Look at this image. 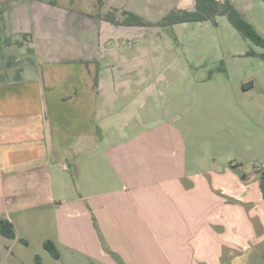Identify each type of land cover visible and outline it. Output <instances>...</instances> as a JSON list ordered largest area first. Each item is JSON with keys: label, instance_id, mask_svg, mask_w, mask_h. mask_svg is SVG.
<instances>
[{"label": "rangeland", "instance_id": "1", "mask_svg": "<svg viewBox=\"0 0 264 264\" xmlns=\"http://www.w3.org/2000/svg\"><path fill=\"white\" fill-rule=\"evenodd\" d=\"M55 1H38L51 11L31 10L24 0L14 9L0 8V23L18 19L34 31L30 37L16 33L12 38L24 40L22 51L31 57L23 63L22 78H39L52 87L47 90L49 118L66 117V125L74 129L95 126L97 141L100 124L110 136L108 145L124 136L133 141L144 132L134 145L158 151L185 148L184 173H198L210 192L205 201L177 203L187 207L182 208L186 215L176 208V216L169 218L166 200H153L154 186L143 190L148 201L138 198L134 188V196L127 198L129 185L124 189L112 177L113 194L104 199L91 228L82 222L78 232L61 235L54 205L10 214L16 237L0 235V264H98L103 254L112 260L104 264H208L212 251L211 260L218 259L214 263L221 264L223 257L229 264L232 255L244 253L247 264H264V60L259 56L264 47L244 38L224 15L167 28L107 25L104 33L102 22L93 20L128 9L156 23L171 10H194V0ZM231 1L264 37V0ZM61 11L72 14L65 19ZM96 60L107 66L97 86L89 72ZM5 63L0 58L5 75L0 81L16 75L13 69L8 74ZM68 95L72 98L66 103ZM81 134L75 132L73 141ZM96 156V166L103 169L99 162L104 154L97 149ZM162 159L158 155L155 161ZM172 159L169 155L170 163ZM132 162L134 157H126L122 165ZM115 168L113 163L111 174ZM73 183L77 194L106 189L100 181L91 188ZM47 240L55 243L59 259L45 248ZM200 245L197 253L207 260H189Z\"/></svg>", "mask_w": 264, "mask_h": 264}, {"label": "crops", "instance_id": "2", "mask_svg": "<svg viewBox=\"0 0 264 264\" xmlns=\"http://www.w3.org/2000/svg\"><path fill=\"white\" fill-rule=\"evenodd\" d=\"M25 2L30 4L28 8L31 10H38L41 7L52 10L49 9L50 5L43 2L24 0ZM18 3L19 0H0V8L14 9ZM30 16L31 19V12ZM38 20L35 19L36 22ZM24 23L26 21L20 23L18 19L10 24L0 23V40L16 33L33 36V29L30 26L28 28L23 26ZM103 66L107 67L106 63H103ZM48 89L52 87L47 88L39 78L0 81V218L12 221L10 216L12 213L54 205L59 217L61 235L64 231L71 230L72 234L78 232V226L82 222H87L91 228L98 210L103 208L104 199L107 195L113 194L110 193L112 177L115 182L122 183L124 189L129 185L130 188L125 190L127 198L133 197L135 190L138 198L148 201L143 190L154 186L157 193L153 200L155 197L166 200L169 218L176 216V208L186 210L185 205L182 208L177 206L179 202L188 201V198L206 200L210 192L208 181L202 179L204 181L202 183L198 173L196 176H187L184 173L188 169V162L184 156L187 152L185 148H170L172 151L160 148L158 151L159 149L154 146L143 148L138 144L134 145L138 140L136 137L139 135L141 139L144 132L137 134L133 141L124 136L116 143L108 145L110 136L104 131L106 128L100 124L98 127L100 140L97 141L95 126L91 130L77 127L74 129L66 125V117H57L55 120L49 118ZM66 97L63 101L70 102L72 96ZM79 130H82L83 134L79 136L78 141H73L71 136ZM149 131L150 128H147V134ZM101 143H105L106 147L102 148ZM97 149L104 154L99 162L103 163V169L96 166L99 159L96 156ZM158 155L166 159L159 163L155 161ZM169 155L173 157L172 163L169 162L171 161ZM130 156L134 157L135 162L122 165L123 159ZM113 163H116L117 167L115 174L110 172ZM193 178L197 181H193ZM73 181H76L80 188L86 184L91 188L96 181H100L106 189L95 194V191L88 192L90 189L88 188V195L84 192L77 194V187ZM119 182L116 183L120 184ZM244 184L249 187L247 181ZM57 194L60 195L59 198ZM98 198L100 205L97 204ZM183 213L186 215L185 211ZM157 216L159 218L160 215ZM186 219L192 227V221ZM186 232L188 233V230ZM168 241L172 242V238H168ZM200 248L201 245L195 248L194 254L193 251L188 254L189 260L192 258L207 260L204 254L197 253ZM213 253L214 251L208 255V264ZM102 257L107 260L108 254L107 256L103 254ZM104 260L96 262L104 264ZM213 260L218 259L213 258L211 264H218ZM222 260L221 264H225L223 257ZM230 260L229 264H247L248 257L244 253H237L232 255ZM107 261L112 262L110 259Z\"/></svg>", "mask_w": 264, "mask_h": 264}, {"label": "trees", "instance_id": "3", "mask_svg": "<svg viewBox=\"0 0 264 264\" xmlns=\"http://www.w3.org/2000/svg\"><path fill=\"white\" fill-rule=\"evenodd\" d=\"M45 1V0H44ZM47 1V0H46ZM194 10H171L165 14L156 23L148 20L146 17L130 11L128 9L122 10L121 15L109 12L106 14L105 18L114 23L126 25V26H161L163 28L171 27L176 24L182 23H194L203 22L208 20H215L216 16L224 15L227 17L231 25L244 37L250 39L255 44L264 47V37L257 31L254 25L249 22L242 14V12L235 7L231 0H194ZM48 2L53 3L55 0H48ZM99 4H103L104 0H98ZM24 38L29 37V34L22 33ZM27 40V39H25ZM0 58L6 59L5 69L9 72L13 69L16 72L11 79L5 81H18L22 80L21 72L24 70L23 63L31 61L30 55L22 51L23 46H25L24 40L18 38L3 37L0 40ZM10 49V54L6 51ZM29 50V47L28 49ZM34 53L35 49H30ZM249 55H256L257 53L250 51ZM259 56L264 60V52L260 53ZM30 57V58H29ZM32 65V63H29ZM1 78L5 75L0 73ZM261 190L264 194V173L260 181ZM0 235L7 238H15L16 231L14 224L8 218H0ZM45 248L52 254L56 259L60 258V252L57 249L55 243L52 240H47L44 243Z\"/></svg>", "mask_w": 264, "mask_h": 264}, {"label": "flooded vegetation", "instance_id": "4", "mask_svg": "<svg viewBox=\"0 0 264 264\" xmlns=\"http://www.w3.org/2000/svg\"><path fill=\"white\" fill-rule=\"evenodd\" d=\"M35 1H39V0H35ZM46 2H48V1H46ZM105 2H107V0H104V3ZM48 4H50V3L48 2ZM61 13H63L62 15H64L65 19H67L72 14V12H71L68 15H65L64 12H62V11H61ZM93 20L96 21L97 23H99L100 21L102 22V26H103L102 27V31H103V33L106 32V27L105 26H107V25H110V26H112L113 28H116V29H118V28H124V26H126V25H122V24H118V23H114L112 21H109L105 17L104 18H99L97 16H94ZM144 27H148V26H144ZM89 62H93V61H89ZM96 62H97V65H95V68L89 69V72L90 73H94V77H95V80H96V83H97L95 85L97 86L99 84V82H100L99 81L100 78L104 75V73H106V71H105V68L103 66V62L102 61L96 60L93 63H96Z\"/></svg>", "mask_w": 264, "mask_h": 264}]
</instances>
